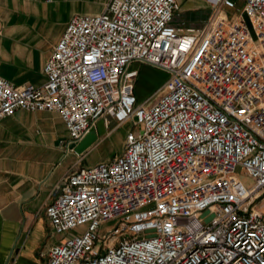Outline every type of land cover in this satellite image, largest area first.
<instances>
[{
    "label": "built area",
    "instance_id": "1",
    "mask_svg": "<svg viewBox=\"0 0 264 264\" xmlns=\"http://www.w3.org/2000/svg\"><path fill=\"white\" fill-rule=\"evenodd\" d=\"M206 1L183 27L176 0H107L68 18L40 84L0 76V118L55 111L65 146L97 117L129 122L116 155L54 184L45 264H264V0H241L253 37L235 0ZM132 62L167 74L142 101Z\"/></svg>",
    "mask_w": 264,
    "mask_h": 264
},
{
    "label": "crops",
    "instance_id": "2",
    "mask_svg": "<svg viewBox=\"0 0 264 264\" xmlns=\"http://www.w3.org/2000/svg\"><path fill=\"white\" fill-rule=\"evenodd\" d=\"M106 1L0 0V76L14 85L40 84L42 64L68 18L75 13H97ZM176 1L174 22L183 27L200 26L213 13L206 0ZM141 65L145 64H130L138 69ZM146 66L158 75L146 90L134 82L138 101L148 97L166 75L160 68ZM122 123L127 128L117 138L121 149L129 122L116 123L110 117L104 122L97 117L91 125L96 139L76 153L69 144L65 146L66 128L55 111L17 108L0 118V264H45L47 249L58 240L44 214L54 184L70 169L90 165L85 159L91 149ZM117 148L110 158L118 153Z\"/></svg>",
    "mask_w": 264,
    "mask_h": 264
},
{
    "label": "rangeland",
    "instance_id": "3",
    "mask_svg": "<svg viewBox=\"0 0 264 264\" xmlns=\"http://www.w3.org/2000/svg\"><path fill=\"white\" fill-rule=\"evenodd\" d=\"M234 7L232 8H225V12L228 15L230 20H233L235 18H239L241 17V19L246 23V26L248 28V31L250 33V35L253 37V28H252V24L250 19L245 15V14H241L239 12L241 5H242V1L241 0H235L234 1ZM145 65H141V67L138 69L136 67L137 70V74L135 77L134 82L136 87L140 90H146L151 84H152V80H154L155 78H157V73L154 72L152 69H150L149 67L146 66V63H142ZM167 75V74H166ZM165 75V77H166ZM164 77V78H165ZM155 86H153L151 88V90H149V92L151 91V94L154 93L155 91ZM154 89V90H153ZM153 99V98H152ZM127 128V124L126 123H122L120 124L117 128L113 129V133L112 135L107 139L102 141L101 143H99L96 147H94L93 149H91L90 153L88 154V156L85 159V163L88 164H93L99 160H108L111 159L110 157L112 156V154L116 151V148L118 147V143H117V138L119 136V134L123 131H125V129ZM120 147L117 148V152H119ZM82 166H86L84 164H82ZM238 177L245 183L248 182V177L245 176V174L243 173V171L239 168L236 167L235 169ZM202 216L204 220H208L211 216V213L208 212V210L204 209L202 211ZM112 221H108L106 224H111ZM75 230H70L69 233H74ZM55 238H60L59 234H55Z\"/></svg>",
    "mask_w": 264,
    "mask_h": 264
},
{
    "label": "water",
    "instance_id": "4",
    "mask_svg": "<svg viewBox=\"0 0 264 264\" xmlns=\"http://www.w3.org/2000/svg\"><path fill=\"white\" fill-rule=\"evenodd\" d=\"M96 139V134L92 127L89 129L75 142L69 143V147L76 153H81L85 150L94 140Z\"/></svg>",
    "mask_w": 264,
    "mask_h": 264
}]
</instances>
